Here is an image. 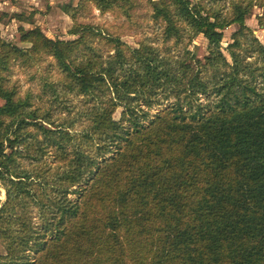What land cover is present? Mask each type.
I'll use <instances>...</instances> for the list:
<instances>
[{
	"label": "trees",
	"instance_id": "16d2710c",
	"mask_svg": "<svg viewBox=\"0 0 264 264\" xmlns=\"http://www.w3.org/2000/svg\"><path fill=\"white\" fill-rule=\"evenodd\" d=\"M93 1L104 10L117 0ZM153 10L165 22V38L207 40V53L180 60L179 74L154 48L124 50L119 39L110 40L107 57L85 46L82 34L52 40L33 28L20 38L30 48L0 40V181L14 196L36 182L57 196L38 228L22 214L21 232L11 223L21 217L10 216L13 193L6 189L0 264H264V44L241 12L230 21L197 16L189 0H158ZM232 22L239 29L226 56L220 43ZM40 49L63 74V94L103 102L90 111L92 126L73 132L71 123L54 124L30 95L4 84L11 58L31 59ZM171 96L151 118L148 109ZM29 125L43 140L25 132ZM29 138L36 152L56 148V168H20ZM71 193L100 194L98 212Z\"/></svg>",
	"mask_w": 264,
	"mask_h": 264
},
{
	"label": "rangeland",
	"instance_id": "374dc122",
	"mask_svg": "<svg viewBox=\"0 0 264 264\" xmlns=\"http://www.w3.org/2000/svg\"><path fill=\"white\" fill-rule=\"evenodd\" d=\"M157 1L117 0L110 4V7L101 10L93 0H0V40L15 44L19 48H30V43L22 42L20 38L23 31L33 28L39 29L52 40H73L82 34L85 46H91L94 51L107 57L108 54L113 53L110 40L119 39L124 45V50L138 48L141 45L154 48L159 56L179 74L182 69L180 60L186 59L189 62L190 54L202 58L207 53V40L201 34L195 36L191 42L187 37L179 42L165 38V22L160 18H154L153 15V4ZM189 1L191 10L197 16L217 14L219 18L230 21L237 12H241L245 26L264 44V0ZM170 10L175 13L173 7ZM86 27L92 29L89 34ZM238 29L239 25L236 22L230 23L223 29L220 46L226 56V47L232 42V36ZM2 76H4V84L7 87L14 86L18 96L30 95L29 99L33 108L47 114L54 124L63 126L71 123L70 129L73 132H80L92 126L91 109L95 107L96 111H100L103 107V102L95 103L87 95L76 92L63 94V74L55 60L44 53L43 49H40L31 59L24 56L11 58L8 69L2 73ZM55 93L60 94L63 99L59 100L60 97L55 99ZM173 100L171 96L163 100L162 104L152 106L148 109L150 117L161 112ZM2 104L3 98L0 94V105ZM141 106L146 109L145 105ZM121 112L122 108L117 106L112 112V118L118 120ZM25 132L43 140L41 132L32 125L27 126ZM29 139L24 142L27 147L23 148V155L18 159L20 168L28 172L37 169L38 166L49 168L48 170L56 168L59 163L56 148L47 146L46 149L44 148L46 152H36L31 138ZM73 142L77 143V141ZM78 143L81 147L84 146ZM88 151L91 155L95 154L94 147ZM34 155L39 157L38 162H30V157ZM7 188L13 193L10 197L9 214L12 218L21 217L19 221L11 222L18 231H24L22 220L25 217H22V214L27 216L34 228H38L39 224L49 217V212L55 209L57 196L51 188L37 182L31 184L26 192L20 193V196H14L16 194L14 188L0 181V207L9 199L6 194ZM100 196V194L92 197L81 196L78 193L68 194L71 200H79L82 208L91 205V210L95 212H98L95 206ZM0 254H5L2 235H0Z\"/></svg>",
	"mask_w": 264,
	"mask_h": 264
}]
</instances>
